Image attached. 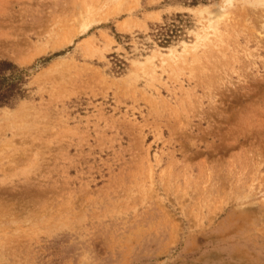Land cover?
Returning a JSON list of instances; mask_svg holds the SVG:
<instances>
[{
  "label": "rangeland",
  "instance_id": "obj_1",
  "mask_svg": "<svg viewBox=\"0 0 264 264\" xmlns=\"http://www.w3.org/2000/svg\"><path fill=\"white\" fill-rule=\"evenodd\" d=\"M183 1L0 0V264H264V7Z\"/></svg>",
  "mask_w": 264,
  "mask_h": 264
},
{
  "label": "trees",
  "instance_id": "obj_2",
  "mask_svg": "<svg viewBox=\"0 0 264 264\" xmlns=\"http://www.w3.org/2000/svg\"><path fill=\"white\" fill-rule=\"evenodd\" d=\"M191 4L206 0H184ZM24 71L7 60H0V107L11 106L15 100L24 94Z\"/></svg>",
  "mask_w": 264,
  "mask_h": 264
},
{
  "label": "bare ground",
  "instance_id": "obj_3",
  "mask_svg": "<svg viewBox=\"0 0 264 264\" xmlns=\"http://www.w3.org/2000/svg\"><path fill=\"white\" fill-rule=\"evenodd\" d=\"M243 1H244V3H245V1H246V3L250 2V4H251V1L252 2L254 1L252 4L257 3V5H259V6L261 5V7L262 6L264 7V0H251V1H249V0L248 1L247 0H243ZM261 10H263V9H261ZM204 12H206V11L200 10L197 13H194L197 16V18H199L198 20H201V18H203V20L201 21L202 22V25H203L202 26V31L201 32H195L194 33L195 41H194L193 44H191V45H193L191 47H193L194 49L197 48L199 45H202L205 41H207L206 43H209L210 44V42H209L210 36L213 35L215 37H218L219 36L218 34L220 33V31H219V24H220V21L222 20L221 17H223L224 14L221 17H217V18L213 17L215 19H211V18H205V17H203ZM208 16H209V14H208ZM218 39L220 40L219 37H218ZM256 42L259 43L260 42V39L257 38L256 39ZM182 47H187V43L186 42H182ZM159 49L160 50H164L163 48H159ZM172 49H173V47H170V46L166 48V50H168L170 52V54H173V52H175V50H174L175 48L173 50ZM184 49L185 48H183V50ZM249 56L250 55L247 53V57L248 58H249ZM251 58H249V59H251ZM252 59H251V62H252L253 65H255V62ZM15 111H18V112L22 113L23 112V108L20 107V108H18ZM251 207H252L251 205H246L244 202L243 203L241 202V204L238 206V209L236 210V213L248 214L251 211Z\"/></svg>",
  "mask_w": 264,
  "mask_h": 264
}]
</instances>
